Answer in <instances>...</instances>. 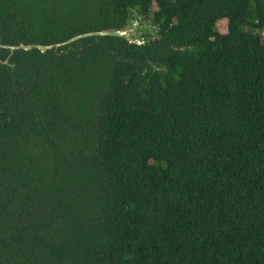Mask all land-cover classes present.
Listing matches in <instances>:
<instances>
[{"label": "trees", "instance_id": "16d2710c", "mask_svg": "<svg viewBox=\"0 0 264 264\" xmlns=\"http://www.w3.org/2000/svg\"><path fill=\"white\" fill-rule=\"evenodd\" d=\"M262 34L264 0H0V264H264Z\"/></svg>", "mask_w": 264, "mask_h": 264}, {"label": "water", "instance_id": "95a60500", "mask_svg": "<svg viewBox=\"0 0 264 264\" xmlns=\"http://www.w3.org/2000/svg\"><path fill=\"white\" fill-rule=\"evenodd\" d=\"M131 32L128 30V28H121V29H116V30H108V31H103L101 33H99L98 35H111V36H118V37H124L126 39H128L130 42H136V43H140L137 39H131L130 37H127L128 34H130ZM131 36V35H130ZM5 46H3L0 42V49L4 48ZM6 48V47H5ZM34 48H37L39 50H41L43 53L46 52L47 49H51L52 46L49 47H43V46H25V45H19L17 47H11V51H16V50H25V51H32ZM8 61H2L0 60V64H7Z\"/></svg>", "mask_w": 264, "mask_h": 264}, {"label": "rangeland", "instance_id": "374dc122", "mask_svg": "<svg viewBox=\"0 0 264 264\" xmlns=\"http://www.w3.org/2000/svg\"><path fill=\"white\" fill-rule=\"evenodd\" d=\"M136 20L137 21H133L131 23L130 25L131 30H129L131 33L128 34L127 37H130L131 39H135V38L139 39L140 36H142L143 33L145 32H149L152 35L156 33V28L153 27L151 20L144 21V20H141L140 18H137ZM262 39L264 41V34H262Z\"/></svg>", "mask_w": 264, "mask_h": 264}]
</instances>
